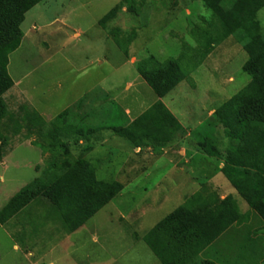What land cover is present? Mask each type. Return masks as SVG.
Segmentation results:
<instances>
[{
  "label": "rangeland",
  "instance_id": "374dc122",
  "mask_svg": "<svg viewBox=\"0 0 264 264\" xmlns=\"http://www.w3.org/2000/svg\"><path fill=\"white\" fill-rule=\"evenodd\" d=\"M47 1L41 7L43 16L36 20L39 30L27 33L21 47L10 56L9 75L15 83L22 81L29 89L34 99L32 110L47 126L88 91L104 89L105 105L97 108L86 125L87 129L103 128L102 148L92 156L82 153L79 144L82 139L76 138L73 153L76 159L93 157L91 164L97 178L119 182L124 190L87 223L84 231L72 237L73 246L68 245L66 250L50 253L47 246L56 243L62 232H44L61 223L38 216L26 220L27 226L45 230L24 237L23 241L15 232L5 235L4 244L0 245L1 264H160L143 237L200 191L203 181L210 184L215 177V170L218 171L223 161L204 156L198 149L194 132L199 129L210 133L211 128L207 127H211L215 111L251 82L243 71L248 55L234 38H229L199 65L203 52L196 38L201 35L200 26L212 19V13L201 0L136 1L134 11L125 0ZM113 10L117 11L116 19L101 27L100 21ZM258 19L264 29V9ZM57 20L62 24L52 27L44 24H54ZM28 25L29 22L25 28ZM133 36L134 41L124 54L117 40L125 41ZM150 57L162 64L180 59L185 80L168 95L166 104L185 126V131L177 135L168 154L156 148L142 149L140 154L130 156V142L118 138L109 128L118 124L113 119L123 112L121 95L140 78L136 64ZM23 98L16 88L5 95L9 116L13 119L5 134L10 144L8 150L14 151L7 160L8 167H0V207L6 206L13 196L38 178L50 157L40 147L20 146L26 138L11 134L16 125L14 121L21 122L20 109L28 107ZM50 127L45 128L44 135ZM217 136L225 153L228 142L222 127ZM30 141L44 145L50 142L47 135L33 136ZM225 181L215 179L224 186V193L230 189ZM237 202L242 213L249 211L242 199L237 198ZM257 225L246 228L245 232L255 231ZM248 235L255 250L253 262L249 260L251 249L247 248L244 234L237 242L230 239L228 245H219L218 251L208 249L202 259L215 264H262L264 237ZM93 237L98 243L92 241ZM16 243L20 251L14 249ZM29 250L35 254L34 258L28 256Z\"/></svg>",
  "mask_w": 264,
  "mask_h": 264
},
{
  "label": "trees",
  "instance_id": "16d2710c",
  "mask_svg": "<svg viewBox=\"0 0 264 264\" xmlns=\"http://www.w3.org/2000/svg\"><path fill=\"white\" fill-rule=\"evenodd\" d=\"M44 1L0 0V164L8 154L10 145L3 128L13 123L3 99L14 87L8 71L9 59L23 42L22 26L26 15ZM125 1L134 11L136 1L147 0ZM201 1L212 13V19L200 26V37H194L203 52L199 65L216 46L229 38H234L249 58L243 71L250 76L251 82L215 111L211 117V127H207L211 128L210 133H203L199 129L194 132L199 151L212 160L223 161L221 173L233 186L237 196L222 199L219 191L207 180L203 181L200 191L186 199L183 205L143 237L160 264H215L203 260L202 255L231 228H239L250 222L251 213L240 211L237 198L242 199L264 224V29L258 19V14L264 9V0ZM123 5L120 7L123 8ZM116 17L117 11L113 10L99 25L105 28ZM192 34L194 36L196 32ZM134 37L117 40L124 54L128 52V45L134 41ZM137 71L160 100L185 80L180 59H170L162 64L155 57H150L137 64ZM78 108L80 105L48 125L51 127L45 134L50 140L47 145L37 141L32 143L50 157L41 175L17 193L0 212V226L34 202L46 200L59 213L67 231L75 233L123 192L121 183L100 181L91 162L76 159L71 153L68 140L74 137L88 139L97 132L86 129L84 120L74 116ZM20 112L22 119L18 123L14 121L13 133L24 131L26 139L44 137L47 122L31 108H21ZM57 121H61V124H55ZM219 127L224 129V138L228 142L225 153L221 151L217 136ZM109 130L140 149H165L172 145L178 134L185 131L161 101L129 126ZM248 234L254 238L264 237V227ZM229 242L230 239H226L221 245H228ZM250 244L252 247L247 245V248L251 249L249 260L253 262L255 250ZM243 249L247 250L245 247Z\"/></svg>",
  "mask_w": 264,
  "mask_h": 264
},
{
  "label": "crops",
  "instance_id": "0c3cea01",
  "mask_svg": "<svg viewBox=\"0 0 264 264\" xmlns=\"http://www.w3.org/2000/svg\"><path fill=\"white\" fill-rule=\"evenodd\" d=\"M46 2H48V1L45 0L43 3H41L40 5L35 7L33 10H31L26 15L25 22L22 26L23 33H24V31L26 32V33H24V38H26L27 33L30 35L34 30H37V31L39 30V28L37 27V21L36 20L38 18H41V16H43V12L41 10V7ZM39 10H41L40 13H39ZM28 22H29V25L25 28V26L27 25ZM57 23L62 24L61 21H59V20H57V22H55L54 24H52L51 22H48V23L44 22V24L49 25V27L57 25ZM61 26H64V25H61ZM24 85L25 84L22 83V81H19L17 83L14 82L13 88L17 89V92L19 93L20 97H24L23 100L27 101L28 107L33 109L32 107L34 105L33 104L34 99H33V97H31V95L29 93V89ZM148 87L149 86L140 77V78H138V80L134 86L129 85L126 88L125 92L121 95V98H120V101H121L122 106H123V108H122L123 112H121V114L118 117H115L113 119L114 121L118 122V124H120V125L117 124L116 126H113L109 129L129 126L131 123H133L136 119H138L141 115H143L147 110H149L153 105H155L159 101H161L171 111L168 104H166V98L168 96L165 99L160 100L155 95V93L152 91V89L149 87L151 89V90H149ZM106 97H107V95L105 93V90L102 88L98 87L97 90L95 89V90L88 91V93H86L82 98H80L75 104H73L71 106V109H73L75 106L80 105V108L75 110L74 116L77 115V116H79V119H83L84 120V126L86 127L88 121H90V119H92V116H94L96 114L97 108L99 109L105 105ZM3 99L5 102V96L3 97ZM109 99H111V97ZM113 102L116 103L117 101L114 99ZM172 114L174 115L173 112H172ZM179 122H180V120H179ZM4 123H5V121H4ZM181 125L185 129V126L182 123H181ZM86 129H87V127H86ZM102 129L103 128L88 129V130H97V132L94 135H92L90 138L82 139L80 141L79 144H80V149L82 150V153H88L89 155L92 156L93 154H96V152H98V150L100 148H102L100 142L102 141V138L105 137L104 136L105 134L102 132ZM3 133L5 135V128H3ZM11 134H14V133L12 132ZM24 135H25L24 131L16 134V136H19V137H24ZM30 138H32V137H30ZM30 138L22 139L23 141H21L20 146H23V144H25V145H28L30 147H34V145L32 144L33 142L30 141ZM118 138H120V137H118ZM67 144L71 150V153L74 156L73 149L76 146L75 145L76 144L75 137L72 138L71 140H68ZM130 146H132V151H130L132 153H130V156L131 155L135 156V155L140 154L142 149H148L149 151L154 150L152 147H144L141 149L135 148L131 142H130ZM162 150H164L165 153L168 154V153L172 152L173 148L170 146V147H167V148L162 149ZM13 151L14 150H8V154L4 158L3 162L0 164V167H6V168L8 167L7 166V160L9 159V157L13 153ZM86 160L87 161L90 160L89 162H91L92 160H94V158L93 157L91 158L88 156V158H86ZM223 168H224V163L219 164L218 171L215 170V174H214L215 177H213V180L211 181L210 185L212 187L214 185V189L219 191L220 195L222 196V199H225L227 196H230V195H233L236 197L237 193L234 190L233 186L230 184V182L227 180V178H225V176L221 173ZM216 178H219L222 181L226 180L225 184L230 186V189L228 191H226V193H224V191H223L224 186L221 184H218V182H215ZM4 207H0V212L3 210ZM38 211L39 212L44 211V213L40 212V214L38 215L37 214ZM248 212L251 213V219H250L249 224L243 225L242 227H239V228L238 227L231 228L220 240H218L209 249H214V248L216 249V248L220 247L219 245H221L223 243V241L226 239H231V240L237 242L240 235H243V234L246 235L245 236V239H246L245 243H247L246 245H248L249 247H252L250 245L251 242H249L247 239L248 234L245 232L246 228L248 229L250 226H253V225H255V223H257L258 225L255 227L256 229H254V230H259L264 226V224L261 225L262 221L260 220V222H259L258 220H256L257 215L255 213H253L250 210ZM248 212H246V213H248ZM36 216H38L39 218L41 217L43 220L48 221V222L50 221V219L51 220L54 219L57 222H59V224L60 223L61 224L58 226H53V228H50L49 230H45V229L41 230L40 226H33V227H31L29 225L27 226L26 220L28 221L29 219H32ZM253 220L255 221V223ZM256 221H258V222H256ZM24 223H25V226L22 227ZM85 227H86V225L84 227H82L81 229H79L78 231H76L75 233H69L67 231L65 224L61 220L59 213L55 210V208L46 200H38V201L34 202L33 204L29 205L25 210L20 212L18 215H16L14 218H12L10 221H8L6 224H3L0 226V238L2 240L0 242V245L3 246V244H4L3 240L5 239V235L9 236L11 234V232L17 233L18 237L22 241L26 239L24 237H29L30 235H33L39 231L41 233H43V230H45L44 231L45 233L50 232V233H54V234L55 233L60 234L62 232L61 237H59L57 239L56 243H53L51 245V247L47 246V248L49 249L48 251L50 253H53L57 249L60 250V249L64 248L66 250L68 245L73 246V244L71 242L72 237L74 235L84 231ZM43 228H44V226H43ZM240 239L242 240V238H240ZM92 241L95 243H98V239L95 237L92 238ZM14 249L20 251L21 247H19V245H17V243H16V245H14ZM2 251L3 250H1V252H0V264L2 263V258H3V255L1 254ZM27 253H28V256L31 258L35 257V254L33 253L32 250H29ZM40 255H41L40 256V258H41L43 255H42V253ZM44 255H47V254H44ZM40 261H41V259H40ZM50 264H54V263H50Z\"/></svg>",
  "mask_w": 264,
  "mask_h": 264
}]
</instances>
